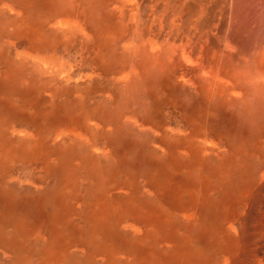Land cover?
I'll list each match as a JSON object with an SVG mask.
<instances>
[{"label": "rangeland", "instance_id": "rangeland-1", "mask_svg": "<svg viewBox=\"0 0 264 264\" xmlns=\"http://www.w3.org/2000/svg\"><path fill=\"white\" fill-rule=\"evenodd\" d=\"M23 1L0 0V123L2 118L18 117L17 131L28 136L34 131L40 141L36 148L39 159L34 157L28 140L22 151L14 155L19 163L0 161L9 171L5 173L0 167V207L6 199L13 209L0 228V264H90L87 254L97 244L103 248L97 247L93 264H106L109 258H113L112 264H128L137 251L147 256H141L147 264H264V72H259L253 61L257 56L264 61V0H198L203 5L195 31L199 40L224 50L225 64L244 68L245 60L251 70L250 74L239 76L235 90H227L246 91L245 96H214L208 101L204 93L211 91L206 88L207 82L199 79L195 82L189 74L181 84L173 82L176 46L181 44L172 37L178 38L180 32L171 28L166 36L160 26L159 36H154V31L144 35L143 17L147 18L152 11L145 1L121 25L109 2L84 0L85 24L72 28L84 46L78 49L74 61H64L56 52L51 55L49 49L43 48L46 39L52 36L49 28L43 31L42 48L33 46L26 53L16 44V25L24 15L20 5ZM33 1L40 2H28L32 5ZM41 10L44 9L40 4L35 9L29 8L39 23L44 21ZM99 21L111 23L116 32L126 26L133 30L128 32L130 41L124 44L122 52L115 51L116 39L104 51L108 60L103 62L102 70L83 66L81 62L82 56L93 57V47L89 46L100 36L96 29ZM54 35L56 39L62 37ZM56 46L58 51L63 43ZM157 46L161 49L160 65L145 57ZM179 61L184 63L181 58ZM139 62L145 66L142 72L134 69ZM200 62L197 67L202 70L206 65ZM119 64L127 74L117 70ZM4 71L6 77H2ZM206 72V77L214 82V71L209 68ZM72 89L81 90L84 97L78 91L71 93ZM18 92L34 100V110H30L33 113L26 121L18 110L21 104H11V98L17 101ZM161 104L163 110H159ZM93 115L101 118L98 123L106 135L99 140L93 139L97 131L92 135L88 128L94 121L89 119ZM43 127L53 129L52 135L42 137L46 135ZM71 130L78 134L68 135ZM204 130L220 136L221 148L229 152V159L223 162L213 152L196 151L189 144V136L204 139ZM8 131L9 128L2 129L1 133ZM93 141L95 150L98 146L101 151L113 148L114 152L99 157L96 166L107 172L116 168L121 183L126 178L130 181L135 193L133 199L126 201H132L131 211L141 218H136L137 222L129 216L115 219V211L108 207L109 228L98 229L99 236L95 238L96 233H90L89 212L97 207L94 202L83 203L87 182L82 179L84 176L78 177L82 198L74 200L70 193L64 196L62 214L66 216H60L57 224L52 216V198L42 195L45 189L53 192L65 179L66 162L83 171L89 169L86 161L94 155ZM48 155L53 175L41 185L32 177L33 173L44 171L51 175V168L43 167ZM94 177L95 184L102 181L99 175ZM171 182L182 187L170 190ZM200 183L214 190L201 194L194 220L188 217L190 212L186 209L192 203L188 202L187 191L194 186L197 190ZM162 193L170 198L161 199ZM40 209L46 216L44 221L37 216ZM154 211L164 215L155 217L151 223L147 216ZM39 227L43 229L40 233ZM109 231L123 243L112 257L105 255L109 251L105 249L110 242L106 235Z\"/></svg>", "mask_w": 264, "mask_h": 264}, {"label": "bare ground", "instance_id": "bare-ground-1", "mask_svg": "<svg viewBox=\"0 0 264 264\" xmlns=\"http://www.w3.org/2000/svg\"><path fill=\"white\" fill-rule=\"evenodd\" d=\"M28 1L24 0L22 3H20V5H23L22 8L24 11V15H22V18H23L22 22L16 25L17 26L16 44H19L20 47L25 50V52L31 51L33 49V46L42 48V46H40L41 44L40 42L41 41L44 42L45 40V37L43 36V31L44 29L49 28L53 31L52 36L46 39L47 43L44 44L43 48L44 49L47 48L46 50L49 49L50 52H52L51 55H53L56 52L58 55L61 56V58H63L64 61H74L77 53L79 52L78 49H81L82 45L84 46V43L78 38L79 35L77 36L72 30V28H76L77 26L81 27L85 24L84 21L87 16V6L85 5L84 0H68V1L64 0L61 4H58L57 0H40L38 4H40V7H43V9L45 10V11L41 10L43 12L42 16H43L44 21L40 23L37 22L38 20H36L34 11L31 13L29 12V8L31 6L35 9L38 4H36L33 1V4L30 5ZM141 1L142 0H105V3L109 2L108 4H110L113 7V13L116 17H118L120 24L125 25L127 23L126 22L127 19H130V18H127V16L131 13L135 14V11L139 7L138 5L139 3H141ZM143 1H145L146 4L149 5L150 9L152 7V11L149 14V16L147 15L148 16L147 18L146 16L143 17V21H142L143 24L141 28H142L144 35L148 33H152L150 31H154V36L155 35L159 36L161 34L159 29L161 28H158V27L160 26L164 28L166 36L171 28L172 29L175 28L176 30L178 29L180 32V36H178V38L172 37V40L174 42H178V44L179 43L181 44V46H176V49H178V51L174 59L177 62V64L173 66V68L175 69L174 75L172 76V78L174 79L173 82H175L176 84H179L180 82L181 84V81L184 79V76L188 74L189 76L192 77L193 81L195 82L198 79L203 82H207L206 88L211 90V91H204V93L207 94V98H206L207 101L209 100V98L211 99L214 96L224 97V96L232 95V96L243 97L246 95V91H227L230 89L235 90L237 88L238 84L236 83V80L237 81L240 80L239 78L240 75H242L243 73L244 75L245 74L248 75L251 73V70L247 68L248 64L245 63V60H243V65L246 67L242 68V67L233 66V62H232L233 67H231L230 65L225 64L223 60L224 58L222 59L223 56L227 55V53L224 50L214 49L213 47L205 44L204 40L202 42L199 40L198 34L195 31L197 29L196 27L197 19L199 18V15L202 11L201 9L202 4L198 2V0H143ZM17 15L19 16V19H20V14L17 13ZM62 17H65V19ZM36 26H40V27L38 28ZM96 29L98 31L97 35H100V36L97 39V41L95 40V42L90 44L89 46V47H93L92 49V52L94 53L93 57L82 56L84 61H81V62L83 66L92 67V68L96 67V69L102 70L103 62L108 60L106 58L107 55L105 56L104 51L107 50V48L109 47V45L114 39H116L117 41L116 44L114 43L115 51L116 52H119L121 50L123 51L124 44L130 41L128 32H130L132 29L130 30L126 26L125 29L124 30L122 29L121 32H116L113 29V25L111 23H106L105 21H99L96 25ZM79 32L81 33V31ZM84 32H86V30L83 31V33ZM31 33H34L35 35L31 36ZM54 33L62 34V37L61 38L58 37L56 39ZM58 42H62L63 46L59 48L58 51H56L55 50L57 48L56 44ZM87 44L88 43H85L86 47H88L89 45ZM102 45L107 46V47L106 48L104 47V49H102ZM33 51L38 53L37 49H34ZM160 54H161V49L160 47L157 46L155 50L151 51L149 54H145V57L146 59H148L149 62L154 63V61H156V65H160L159 64ZM179 57L184 61V63H181L179 61L180 60ZM186 59L188 62L185 63ZM231 59H233V56L231 57ZM199 61H201L200 63H204L206 65L202 70L197 67L198 65L197 63ZM253 61L256 66V69L259 72H264V61L258 58V56L253 57ZM147 64L148 63H146V65ZM211 64H215V65L210 66ZM209 68L213 70L216 75V79L214 80V82L212 81V79L206 77L207 75L206 71ZM134 69L137 72H142V70L145 69V66L142 65V62H139V63H136V65L134 66ZM117 70L121 72L122 75L127 74L125 70H122L120 68V64L118 65ZM6 75H7V72L4 71L2 73V77H6ZM184 81H187V80H184ZM79 86H81V84ZM85 86H86V83H85ZM78 89L77 90L72 89L71 93L74 94V92L78 91ZM78 92L80 93L79 95L80 97H84L83 95L85 94L84 92H82L81 90H79ZM16 94L18 96L17 101H15L13 98L10 97L12 100V102L11 101L10 102L12 106L16 104L18 105L21 104L20 107H18V110L22 113L21 118L24 117L26 121L28 119V116L33 113V112L31 113L30 110H34L35 105H34L33 97L25 96L23 93L20 94L19 92ZM21 95H22V103H19ZM162 105L163 104L158 105V107L160 106L159 110H163L164 106ZM5 107L7 108L8 105H5ZM170 107L171 105H169V108ZM8 112H10V109H8ZM93 116L94 118L89 117L90 120L94 119V121H92L93 123H91L88 128H91L92 135L94 131H97V136L93 139L99 140L100 138L105 137L106 135L103 129L100 128L101 127L100 123H98V121H101L100 120L101 118L99 119L97 116L95 115ZM18 121H19L18 117H13L9 119L2 118L1 120L2 123H0V133L2 132V129L6 131L7 128H9L10 131H8V133H1L0 135V161H2L3 159L4 161L19 163L18 160L14 158V155L22 151L25 143L28 140L30 144L29 148H31L30 150L34 152V157L39 159L38 157L39 153H38V150L36 149L40 144L38 137L35 135L34 131H32V134L29 136L21 133L20 131H17L16 126H17ZM41 130L46 131L45 133L46 135L42 136L44 138L52 135L53 129H49L48 127H43L41 128ZM204 133H205V135H203L204 139L202 140L192 139L189 136V144L192 147H194L196 151L200 150V151H203V153L213 152L214 155L216 157H219L223 162L226 159H229L230 157L229 152L221 148L223 142L221 141L220 136L215 135L213 132L209 133L208 131H205V130H204ZM67 134L75 135V134H78V132L72 131V132H67ZM52 137H50L47 140H49L50 142ZM45 140L43 141V144H45ZM16 141H18L17 145L19 148H17ZM95 141L91 142L92 149H93L92 152L94 153V155L91 154L90 159L86 161L87 163H89L88 164L89 169L83 171L79 166H74V165L71 166L68 162H66L65 163L66 165L64 168L65 170H63V173H66L65 179L59 184V186L55 190H53V192L51 191V189L47 191L45 189V193L42 194L43 198L45 197L52 198V201H53L52 205L54 207L53 209L54 212L52 216L54 218V223L57 224V222L60 220V216H66V214L64 213L62 214V210H63L62 201L64 200V196H66L67 193H70L71 198L74 200L78 201L82 198V196H80L78 192L79 180H80L78 179V177L80 176L82 178V176H84L85 178H82V179L86 180L87 182L86 184H84L86 191L83 197V203L84 204L90 203L92 205L94 202V204L96 203L95 206L98 209V211L96 209L97 212L93 209L89 212V221H91V232L90 233L92 235L96 233L94 238L99 236L98 229H102L103 227H105L106 229L109 228V224L111 222L108 221L109 214L108 212H106V208L108 209V207L112 208L113 211H115L114 212L115 219L118 217L120 220L123 217L125 218L129 216L133 221L137 222V219L141 220L139 216L134 215L133 211H131L132 201L131 203L126 201L127 198H130V197H132V199L134 198L133 195L135 192L133 190L132 184H130V181L126 178L122 180L123 183H121L120 181L121 179L118 178L119 176H117L118 174L116 173V168H112L110 172H107L103 167L96 166L98 165L97 161L99 157L103 153L114 152L113 148H109V149H106L105 151H101L102 147L98 146L97 150H95V146L93 145ZM42 148L45 150L46 149L45 145H43ZM49 158L50 157L48 155L46 158V161L43 162L44 169L51 168L50 164L52 163L49 162L50 160ZM0 167L3 169V172L5 173L9 172L8 168L6 169V165L3 168V164H0ZM33 174L35 176H33L32 178L36 182L43 185L42 183H47L46 182L47 179L53 175V171L51 168V175H47L46 171L42 173L38 172V173H33ZM94 175H99L102 178V181L99 184L94 183V178H95ZM151 181L154 182L155 180L152 179ZM175 186L182 187V185L180 184L175 185V183L173 182L168 183V187L170 190L171 188H174ZM196 186H197V190L194 186V187L189 188V191H187V194H189L188 202H192V203L190 207L188 208L186 207L188 212H190L189 216L188 215L187 216L194 220L197 219V210H199V201H200L199 199H200L201 194L207 195L208 192H210L211 190H214L211 186L209 185L205 186L202 183ZM109 188H111V194L108 193L110 191ZM4 189L2 191H4ZM11 189H14V188H11ZM97 190H100L99 194H96ZM112 190H118V193ZM194 194L196 195V197H194ZM109 197H110L111 204L108 201ZM161 197H162L161 199L165 201L170 198L163 193L161 194ZM88 198L91 199L92 201H89ZM4 202L6 203L0 207V217H1L0 228L3 227V223L7 221V219L9 218V215L12 213V210H13L12 207L9 205L10 204L9 200L7 201L5 199ZM149 214L150 215H148L147 217L150 222L155 217L164 215L158 211H154L151 213L149 212ZM37 216L42 221H44L46 217L45 215H43L41 209L39 210V213L37 214ZM145 217L146 216L144 215L143 218ZM105 228H103V230H106ZM42 231H43L42 227H39L37 230V232L39 233ZM100 233L102 232L100 231ZM106 235L109 237L110 242L105 246V249L109 250L105 252V255H108L110 257L116 256L118 254L117 251H119V249L121 250L122 248L121 245L123 243L121 242V239L118 238V236L113 237L110 231L106 232ZM98 246L99 244H97L94 251L87 254L88 255L87 259L88 261H90V264H93L92 261L94 259V256L97 254L96 249ZM99 247L103 248V246H99ZM101 254H104V252L101 251ZM141 256H144L147 258V256L145 254H142V252L140 251H137V253L133 252V258L130 260V263L128 264H147L146 261L143 262L145 258H141ZM112 260L113 258L107 259L106 264H112Z\"/></svg>", "mask_w": 264, "mask_h": 264}]
</instances>
